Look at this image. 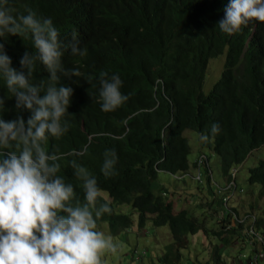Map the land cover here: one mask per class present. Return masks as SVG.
<instances>
[{
    "label": "trees",
    "instance_id": "trees-1",
    "mask_svg": "<svg viewBox=\"0 0 264 264\" xmlns=\"http://www.w3.org/2000/svg\"><path fill=\"white\" fill-rule=\"evenodd\" d=\"M228 3L229 0H9L7 5L17 17L26 15V9L31 8L38 17L51 19L63 43L71 41L73 32L78 34L79 46L86 48L87 54L82 57L65 50L62 62L66 69H78L81 75L71 79L61 75L59 80V85L73 89L69 115L64 117L68 131L58 139L49 136L44 147L61 157L58 175L73 185L81 203L85 202L82 181L74 175L70 161L87 168L98 187L108 193L109 199L102 194L97 207L107 203L111 212L97 221L98 226L107 222L111 233L118 236L130 228L133 211L137 212L139 227H145L150 220L154 227L168 226L173 242L160 256L164 264H183L182 250L188 248L189 237L199 231L218 242L211 243L205 263L195 257L192 264H226L223 250L232 246L238 230H225L217 218L221 197L209 181L205 188L210 198L200 203L201 218L194 217L185 206L176 209L177 200L168 199L171 189L159 183L163 172L175 184L179 181L173 176L183 177L190 170L191 147L185 131L208 136L201 147L212 151L218 160L220 190L226 191L225 186L233 183L235 210L240 208L237 202L241 194L254 192V185L259 186L258 196L264 199V159L249 168L246 181L250 187L237 183V170L264 146V23L252 21L238 32H222L217 24ZM0 43L17 70L26 51L37 54L31 34L9 35ZM221 54L225 57L224 69L204 95L208 61ZM101 72L109 77L118 75L122 81L120 91L128 96L111 112L101 110ZM48 77L46 68L37 61L31 82L43 83L46 88ZM0 98L5 100V110L0 113L4 120L18 115L28 119L31 113L15 108V97L2 75ZM214 123L220 127L217 134L211 131ZM108 150H114L118 159L116 174L106 178L101 168ZM186 178L181 181L186 183ZM196 186L195 192L202 187ZM121 206L128 210L123 212ZM208 219L213 223L209 227ZM252 226L264 240V210ZM240 228L246 225L240 224ZM239 236L242 257L248 237L244 231Z\"/></svg>",
    "mask_w": 264,
    "mask_h": 264
},
{
    "label": "clouds",
    "instance_id": "clouds-1",
    "mask_svg": "<svg viewBox=\"0 0 264 264\" xmlns=\"http://www.w3.org/2000/svg\"><path fill=\"white\" fill-rule=\"evenodd\" d=\"M8 3L9 0H0V39L9 35L27 37L31 34L37 54L26 51L19 61L20 70H17L11 66V58L6 54L4 44L0 43V75L5 79L8 91L15 97V108L31 113L26 121L19 115L6 121L0 115V264H105V258L119 256L121 245L111 235L98 230L103 223L98 226L97 221L110 213L111 209L107 203L97 207L102 190L96 178L75 160L70 161L74 175L82 181L85 202L81 203L76 198L73 185L65 183L64 178L58 175L61 157L55 152L49 153L44 147L49 136L58 139L69 127L64 117L69 115L67 109L73 89L59 85L61 75L68 79L81 75L78 69L64 67V52L70 50L72 55L83 57L87 49L79 46L76 32H73L70 42L63 43L51 19L38 17L31 8L26 9V15L14 16L11 14L14 9L9 8ZM252 21L264 23V0H229L224 17L217 25L222 32L232 34ZM37 61L49 73L50 82L46 88L43 83L35 85L31 82ZM100 85L102 111H114L128 100V96L120 91L122 81L118 75L109 77L108 73L101 72ZM4 105V98H0V113L5 110ZM211 131L217 134L219 125L214 123ZM207 140V135L200 134L199 148H202L201 142ZM10 148L14 150L6 151ZM200 156L206 157L211 170L209 157L204 154ZM117 159L114 150L105 151L101 172L106 178L116 174ZM194 161L189 163L187 174L173 177L179 182L187 177L201 184L202 188H205L207 181L212 184L221 197L217 218L225 230L238 228L236 239L229 247L239 251L241 242L238 238L244 231L240 224L244 223L247 227L249 216L256 217L258 214L251 211L246 213L248 211L242 205L244 194L237 202L239 210L233 208L232 203L236 198L233 183L226 185V191L222 192L213 174L212 178L203 174L201 182L194 181ZM194 194L196 196L195 191ZM209 198L207 195L206 199ZM181 201L183 198L177 200L176 209L182 207ZM191 202H194V197ZM259 236L263 240V235ZM210 241L215 243L214 240L208 243ZM254 245V242L248 243L246 248L250 249L251 246L254 249ZM169 246L157 255V264H164L160 256L168 251ZM237 258L239 256L232 260ZM136 259L139 263L134 261V264L143 263L141 256ZM260 264H264V259L260 260Z\"/></svg>",
    "mask_w": 264,
    "mask_h": 264
},
{
    "label": "rangeland",
    "instance_id": "rangeland-1",
    "mask_svg": "<svg viewBox=\"0 0 264 264\" xmlns=\"http://www.w3.org/2000/svg\"><path fill=\"white\" fill-rule=\"evenodd\" d=\"M224 54L213 57L209 60L202 92L204 95H207L215 82L219 79L223 69H224ZM185 137L188 138L191 153L188 157L189 163H192L200 154H204L209 157V163L212 170L213 178L216 181L218 180V160L215 154L212 151H209L205 148H199L198 135L193 131H185ZM264 159V146L260 150L254 152L243 165L237 170V183L242 187H250L246 179L249 176V168H252L256 163ZM160 184L167 186L171 193L168 195V199L178 200L183 198L180 206L186 205L187 209L192 211L194 217L201 218L202 207L201 201L206 200V188H199V191H196V197H194V192L196 183L191 181V179L186 178L187 182H178L174 184V180L166 175L165 172L160 175ZM166 189V188H165ZM254 192L248 191L242 197V205L246 211H251V213H256L260 215L264 210V199L258 196V185H254ZM103 196L109 199V195L106 191H102ZM174 194V195H173ZM194 197V202L192 206H189L191 203V198ZM123 212L128 210L127 206H121ZM132 223L130 229L127 232L122 233L120 236H113L110 231L107 223H103L102 226L98 229L103 231L106 235H111L114 240L118 241L121 245V252L119 256H111L105 258V264H134L139 263V260L136 257L141 256L143 263L142 264H157V255L163 250H166V246L171 244L173 237L168 226L154 227L151 220L147 223L144 228H139L137 226V212H132L131 215ZM209 219L206 221V226H211ZM201 231L194 234L190 237V245L188 248L183 249V264H192L193 261L191 258H197L200 263H205L209 258L211 241L214 240L215 243L218 242L217 239L204 237ZM209 245V248H208ZM134 250V251H133ZM244 253L250 254V249H244ZM223 257L226 260V264H230L233 257H238L240 255L239 251L233 250L230 247L224 249L222 253Z\"/></svg>",
    "mask_w": 264,
    "mask_h": 264
},
{
    "label": "built area",
    "instance_id": "built-area-1",
    "mask_svg": "<svg viewBox=\"0 0 264 264\" xmlns=\"http://www.w3.org/2000/svg\"><path fill=\"white\" fill-rule=\"evenodd\" d=\"M194 175L193 179L196 182H201L203 179V174L212 178V172L209 168L208 161L205 156H200L194 161ZM255 217L253 215L249 216V223L244 232L247 234L248 243H255L253 252L250 254L243 253L242 257L233 259L232 264H260V260L264 259V244L263 240L253 229V221Z\"/></svg>",
    "mask_w": 264,
    "mask_h": 264
},
{
    "label": "crops",
    "instance_id": "crops-1",
    "mask_svg": "<svg viewBox=\"0 0 264 264\" xmlns=\"http://www.w3.org/2000/svg\"><path fill=\"white\" fill-rule=\"evenodd\" d=\"M111 257V256H110Z\"/></svg>",
    "mask_w": 264,
    "mask_h": 264
}]
</instances>
